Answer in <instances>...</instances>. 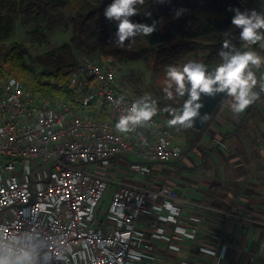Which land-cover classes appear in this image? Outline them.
Segmentation results:
<instances>
[{
    "label": "built area",
    "instance_id": "1",
    "mask_svg": "<svg viewBox=\"0 0 264 264\" xmlns=\"http://www.w3.org/2000/svg\"><path fill=\"white\" fill-rule=\"evenodd\" d=\"M67 73L78 109L33 94L14 78L1 85L0 243L30 253L32 264H132L141 259L134 224L146 215L147 199L163 197L159 209L169 210L177 194L116 181L105 212L110 231L94 229L107 180L88 167L131 154L165 163L180 158L181 149L158 110L147 124L116 131L137 99L120 87L112 57L80 59ZM154 228L155 237H166Z\"/></svg>",
    "mask_w": 264,
    "mask_h": 264
},
{
    "label": "crops",
    "instance_id": "2",
    "mask_svg": "<svg viewBox=\"0 0 264 264\" xmlns=\"http://www.w3.org/2000/svg\"><path fill=\"white\" fill-rule=\"evenodd\" d=\"M262 50L257 54L264 58ZM253 71L259 92L264 65ZM230 102L225 96L200 130L171 128L182 152L177 160L147 162L131 154L88 167L107 180L112 195L116 181L177 194L169 210L159 209L163 197L147 199L146 215L134 224L141 259L132 264H264V92L238 116ZM160 113L167 126L171 117ZM100 203L92 227L109 232V205L103 211ZM154 227L166 237H155Z\"/></svg>",
    "mask_w": 264,
    "mask_h": 264
},
{
    "label": "trees",
    "instance_id": "3",
    "mask_svg": "<svg viewBox=\"0 0 264 264\" xmlns=\"http://www.w3.org/2000/svg\"><path fill=\"white\" fill-rule=\"evenodd\" d=\"M248 10H254L244 0H237ZM256 8L264 0H253ZM112 0H0V42L7 41L18 25L30 30V45L40 47L47 34L67 22L75 24L71 41L60 44L46 53L31 57L24 43L10 41L0 45V84L14 78L25 89L52 103L67 101L74 108V94L69 89L68 69L77 62L79 50L85 59L98 62L101 57L115 58L116 65L142 61L151 70L150 95L138 90L120 69V78L137 92L140 98L148 95L166 117L178 110L185 97L169 100L166 96V68L182 66L190 61L216 67L225 40L238 51H255L257 46L245 45L239 39V29L231 24L235 0H144L137 5L134 23L151 25L156 31L150 36L137 35L122 44L115 40L116 23L103 15ZM180 11L177 17L176 12ZM259 13L263 14L260 10ZM80 58V57H79ZM108 117L106 114L101 115Z\"/></svg>",
    "mask_w": 264,
    "mask_h": 264
},
{
    "label": "clouds",
    "instance_id": "4",
    "mask_svg": "<svg viewBox=\"0 0 264 264\" xmlns=\"http://www.w3.org/2000/svg\"><path fill=\"white\" fill-rule=\"evenodd\" d=\"M162 3L163 0H157ZM144 0H112L104 8L103 15L109 22L116 23L115 40L117 43L134 38L137 35L150 36L156 31V22L151 25L134 23L131 17L138 14L137 5ZM234 15L231 24L239 29V39L245 45L260 44L264 48V14L255 10L240 11L231 9ZM179 10L176 16L180 15ZM220 63L214 70H208L199 62L190 61L182 66L169 65L166 68V96L169 100L175 97H187L178 110H173L168 120L170 128H191L195 119L200 116L201 95L215 97L224 94L231 99L230 111L234 116L242 114L264 92V79L259 81L260 91L256 89L258 78L253 69L264 65V58L255 51H238L225 40L220 52ZM157 105L146 94L132 103L127 111L115 123L116 131L128 133L136 127L150 122L157 114ZM0 264H32L30 253L16 251L0 243Z\"/></svg>",
    "mask_w": 264,
    "mask_h": 264
},
{
    "label": "rangeland",
    "instance_id": "5",
    "mask_svg": "<svg viewBox=\"0 0 264 264\" xmlns=\"http://www.w3.org/2000/svg\"><path fill=\"white\" fill-rule=\"evenodd\" d=\"M244 1L251 8H253L255 11H257L258 13H259V10L261 11L262 6L257 9L253 0H244ZM73 28H75V24H72L69 22H67L65 24V22H64L63 24L56 27L53 31L49 32L47 34L46 41L43 42V44L40 47H38V46H31L30 45V42H29L30 41V30L28 28H25L24 26L18 25V22H17L15 32H13L11 34V36L8 38L7 41L0 42V45L6 44L10 41H17L20 43H24L25 45H27V47H29V55L31 57H36V56H39V55L46 53L47 51H50L51 49L57 47L60 44L68 43L70 46L73 47L74 44L71 41V39L73 38V35L75 33V30H73ZM255 46H257V50L259 52H260V50H262V48L260 49L259 43L256 44ZM72 50L75 52L77 57L78 56L80 57V58L79 57L77 58V61L80 59H84V55H82V53L79 50H75L74 48ZM262 52L264 53V50H262ZM113 59H115V58H113ZM120 69L122 70V72H124L126 74V76L128 78H130L132 81L137 83L139 91H143V89H144L150 95V91H148V88L150 86L149 81H150L152 73H151V70L148 69L142 61L127 62V63H124L122 65H118V64L116 65L117 78H118V82H119L120 87L122 88L123 91H127V92L132 93V95L135 97V99H138L139 97L136 95L137 92L133 89L134 87L130 86L126 81H124L123 79L120 78V75H119ZM263 76H264V72H263ZM263 79H264V77H263ZM1 85L2 84H0V88H1ZM162 112H164V111L161 108L158 109V116H159V113L162 114ZM166 118H168V117H166ZM167 127H169L168 124H167ZM178 135L183 137L182 131H178ZM19 166H20V164H19ZM33 166L34 165L31 164V169H33ZM89 167L91 169V165ZM111 195H112V190L109 189V187L106 188L104 195H103V198H102L101 203H100V206L103 207L102 208L103 211L107 209V207L110 203Z\"/></svg>",
    "mask_w": 264,
    "mask_h": 264
},
{
    "label": "water",
    "instance_id": "6",
    "mask_svg": "<svg viewBox=\"0 0 264 264\" xmlns=\"http://www.w3.org/2000/svg\"><path fill=\"white\" fill-rule=\"evenodd\" d=\"M235 4L237 6V9L240 11H246L248 10L245 6H243L240 2L235 0ZM255 45H253L254 47ZM208 70H214L215 67H207ZM225 97L224 94H217L215 97H209L206 95H201L200 103H202L203 107L199 110L200 116H203V119H200L197 117L195 119L193 129L200 130L204 127L205 123L208 121V119L211 117L215 109L218 107V105L221 103L223 98Z\"/></svg>",
    "mask_w": 264,
    "mask_h": 264
}]
</instances>
